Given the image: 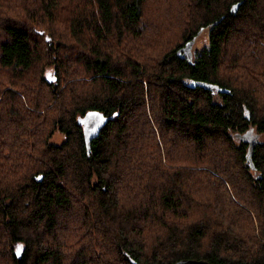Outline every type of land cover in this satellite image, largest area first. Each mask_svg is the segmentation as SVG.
I'll return each mask as SVG.
<instances>
[{
	"label": "trees",
	"instance_id": "16d2710c",
	"mask_svg": "<svg viewBox=\"0 0 264 264\" xmlns=\"http://www.w3.org/2000/svg\"><path fill=\"white\" fill-rule=\"evenodd\" d=\"M147 2L0 0V264H264V0Z\"/></svg>",
	"mask_w": 264,
	"mask_h": 264
},
{
	"label": "rangeland",
	"instance_id": "374dc122",
	"mask_svg": "<svg viewBox=\"0 0 264 264\" xmlns=\"http://www.w3.org/2000/svg\"><path fill=\"white\" fill-rule=\"evenodd\" d=\"M147 4L148 5H146L147 6V10H146V12L150 15V16H155L156 14H158L159 13V6L157 5V3H155V0H148V2H147ZM174 2H173V0H172V5H171V10H170V12H172V13H175L174 11H177V10H175L174 9ZM169 12V13H170ZM186 12V11H185ZM162 13V12H161ZM160 13V14H161ZM181 13H183V12H181ZM146 18L148 19V20H151L150 19V17L146 14ZM175 20H176V18H174ZM174 20V21H175ZM174 21H173V23H174ZM176 23H177V21H175ZM179 27H180V24H179ZM40 32V31H39ZM205 36H206V31H203L198 37H197V39H195V41L193 42V44H192V48H193V45L194 46H198V47H201L204 43H205ZM213 99H214V101L215 102H220L221 101V98H220V96H219V94H214L213 95ZM253 135H255V133H251V136H253ZM63 139H64V135H63V133L62 132H60V131H58V130H55L50 136H49V138H48V141L49 142H52V143H56V144H58V143H61L62 141H63ZM255 139H257V140H260V141H263L264 142V133H262V134H258V135H256L255 136ZM108 258L106 259V261L108 262Z\"/></svg>",
	"mask_w": 264,
	"mask_h": 264
},
{
	"label": "water",
	"instance_id": "95a60500",
	"mask_svg": "<svg viewBox=\"0 0 264 264\" xmlns=\"http://www.w3.org/2000/svg\"><path fill=\"white\" fill-rule=\"evenodd\" d=\"M236 7H237V3L232 5L231 9L235 10ZM192 44H193V40L188 41L183 47L179 48L176 51V54H178L179 56H182V57H187L190 60L192 51L195 52V50H196L195 48L192 50ZM241 136L244 137V139L249 140L251 142H253V140H254V138H252V136H250V134H247V133H243ZM239 137H240V135H239ZM39 179H40V177H39ZM172 264H211V263H209L208 261L203 260V259L184 258V259L177 260L176 262H174Z\"/></svg>",
	"mask_w": 264,
	"mask_h": 264
},
{
	"label": "flooded vegetation",
	"instance_id": "af4514ba",
	"mask_svg": "<svg viewBox=\"0 0 264 264\" xmlns=\"http://www.w3.org/2000/svg\"><path fill=\"white\" fill-rule=\"evenodd\" d=\"M193 47H195V46L193 45ZM90 126H93V124H91ZM255 136H256V134L253 136L254 139H255Z\"/></svg>",
	"mask_w": 264,
	"mask_h": 264
}]
</instances>
